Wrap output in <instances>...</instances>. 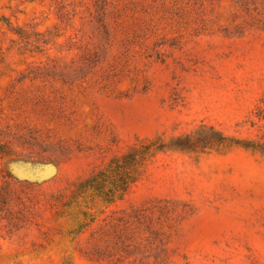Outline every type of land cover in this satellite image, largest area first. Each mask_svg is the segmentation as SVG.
<instances>
[{
  "label": "rangeland",
  "instance_id": "374dc122",
  "mask_svg": "<svg viewBox=\"0 0 264 264\" xmlns=\"http://www.w3.org/2000/svg\"><path fill=\"white\" fill-rule=\"evenodd\" d=\"M0 264H264V0H0Z\"/></svg>",
  "mask_w": 264,
  "mask_h": 264
}]
</instances>
